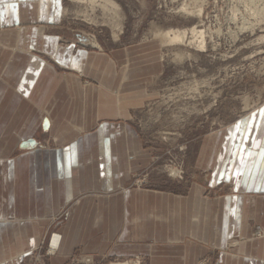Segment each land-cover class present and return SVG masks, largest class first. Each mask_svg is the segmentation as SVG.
I'll return each mask as SVG.
<instances>
[{
  "label": "crops",
  "instance_id": "1",
  "mask_svg": "<svg viewBox=\"0 0 264 264\" xmlns=\"http://www.w3.org/2000/svg\"><path fill=\"white\" fill-rule=\"evenodd\" d=\"M62 16L61 0H0V264H21L50 231L63 260L82 250L195 264L219 249L215 264H264V106L204 139L207 186L126 190L150 160L129 122L158 63L62 45L35 24ZM220 187L230 192L206 197Z\"/></svg>",
  "mask_w": 264,
  "mask_h": 264
},
{
  "label": "rangeland",
  "instance_id": "2",
  "mask_svg": "<svg viewBox=\"0 0 264 264\" xmlns=\"http://www.w3.org/2000/svg\"><path fill=\"white\" fill-rule=\"evenodd\" d=\"M112 1L117 10L105 9L100 1L61 0L60 27L35 24L44 34L60 37L62 45L75 43L113 58L142 51L158 63L154 78L146 81L148 97L129 122L150 160L132 174L126 190L185 195L191 187L207 186L211 171L197 165L204 139L264 106V0ZM184 6L189 15L182 12ZM193 27L204 31L206 49L191 35L174 46L159 35ZM227 192L230 188L210 189L206 197ZM254 232L264 237L260 227ZM55 235L50 231L21 264H153L149 255H87L82 250L63 260L60 247L52 248ZM239 241L232 239L228 249ZM220 251L211 249L195 264H215Z\"/></svg>",
  "mask_w": 264,
  "mask_h": 264
},
{
  "label": "bare ground",
  "instance_id": "3",
  "mask_svg": "<svg viewBox=\"0 0 264 264\" xmlns=\"http://www.w3.org/2000/svg\"><path fill=\"white\" fill-rule=\"evenodd\" d=\"M77 1L81 2V0H77ZM84 1H86V2H88L90 4H97L98 1H100V2L103 3L102 7H104L105 9H109V7H112L115 10H117L119 8L118 5H116L112 0H84ZM181 10H182V12L184 11L185 14L187 13V15H189L188 14L189 11H188L187 6H184ZM197 12H198V16L201 17V15L203 14V9H200ZM114 26L117 27V25H115V24H114ZM198 28L197 27H193V28H190V29L184 30V31L168 30V31H164V32L159 33V35L163 38V40H164L163 42L166 45H168V46L183 45L189 39V35H191L192 39L197 40V41L200 40L198 47L200 49L204 50V49L207 48V45H206V42H205V37H204V31L198 30ZM114 35L117 36L116 33ZM190 44H193V41L190 42ZM61 240H62V237L60 235H55L54 239H53V243H52V248H56L57 246L60 247V245H61L60 241Z\"/></svg>",
  "mask_w": 264,
  "mask_h": 264
}]
</instances>
